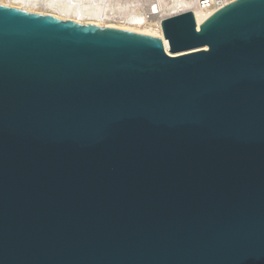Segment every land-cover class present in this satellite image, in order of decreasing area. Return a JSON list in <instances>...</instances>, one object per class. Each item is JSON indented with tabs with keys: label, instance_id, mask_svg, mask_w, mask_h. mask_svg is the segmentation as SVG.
I'll return each instance as SVG.
<instances>
[{
	"label": "water",
	"instance_id": "1",
	"mask_svg": "<svg viewBox=\"0 0 264 264\" xmlns=\"http://www.w3.org/2000/svg\"><path fill=\"white\" fill-rule=\"evenodd\" d=\"M160 26L0 4V264H264V0Z\"/></svg>",
	"mask_w": 264,
	"mask_h": 264
},
{
	"label": "bare ground",
	"instance_id": "2",
	"mask_svg": "<svg viewBox=\"0 0 264 264\" xmlns=\"http://www.w3.org/2000/svg\"><path fill=\"white\" fill-rule=\"evenodd\" d=\"M22 1L23 2H30L31 0H21V3H22ZM51 1L53 2V0H51ZM130 1H132L134 3V5H132V8L129 12H127L125 14L126 11H124L125 15L123 14L122 17H119V20L122 19L121 25H116V24L115 25L114 24L104 25V24H102L104 21H100V20H102L103 17L109 18V19L117 18V17L115 15H113V13L109 14L105 11H99V10L95 9L94 7L92 9L89 7L90 9L84 10L83 8L85 7L86 4L84 5V7L82 6L83 8L80 6L75 7V8H71L70 3L68 4V2H67V4L63 3L62 9L65 11H70L69 9H72L73 11L72 10L71 11L77 14V16L75 18H70V17L68 18L67 17L64 19L73 20L75 22L82 23L83 22L82 20H84V19H81L80 16H85V15L86 16L87 15L96 16L99 18L98 22H95L94 20L93 21H87L86 20V22H84V23L95 25V26H100V27H113V28H120V29L133 30V31H139V32H146V33L158 36V37H162V31L160 28L161 20L170 14H174V13H178V12L191 11L194 14L197 25H199L203 20H205L208 17L210 12H212L214 10V8H211L208 10L202 9L201 6L198 4L197 0H129V2ZM223 1H224V3H229L232 0H223ZM122 2H124V1H122ZM1 3L2 2H0V4ZM2 4L13 6V5H10L9 3H2ZM145 4L148 7V11L146 9L142 8V7H144ZM86 7L88 8V6H86ZM101 7L103 8V4ZM130 7H129V9H130ZM15 8L27 10L24 5L23 6H20V5L15 6ZM59 8H61V7H59ZM142 10H146L147 12L145 13V11H144V13H142ZM30 12H31V10H30ZM108 12H110V11H108ZM121 13H119V14L121 15ZM146 14H148V15H146ZM50 15L56 16L58 18L62 17V16L59 17L58 15H55V14H50ZM92 19H93V17H92ZM128 22H130V23H128ZM130 25H132V26H130ZM164 44H165V47L167 48L168 47V41L164 40Z\"/></svg>",
	"mask_w": 264,
	"mask_h": 264
},
{
	"label": "rangeland",
	"instance_id": "3",
	"mask_svg": "<svg viewBox=\"0 0 264 264\" xmlns=\"http://www.w3.org/2000/svg\"><path fill=\"white\" fill-rule=\"evenodd\" d=\"M50 1L51 0H35V1L31 0L30 2H23L22 1V3H21V0H0V2H2V3H9L10 5H13L12 7L19 6V5L20 6L24 5L25 8L28 10V12H30V10H31V12L39 13V14H55V15H58L59 17L62 16L61 17L62 19L67 18V17L68 18L69 17L70 18H75L77 16L76 13L72 12L73 11L72 9H69L70 11L63 10L62 9L63 8L62 7L63 3H65V4H67V2H68V4L70 3L71 8H75V7H79V6L80 7H82V6L84 7V5L86 4L85 7L88 6V8L87 7L86 8L82 7L84 10L85 9H90V8L92 9L94 7L95 9H97L99 11H105V12H107L109 14L113 13V15H115L117 17V18H111V19L103 17L102 20H100V21H104L102 23L104 25H108V24L121 25L122 24V19L119 20V17L123 16L124 11H126L125 14L127 12H129L131 10V8H132V5H134V3L132 1L129 2V0L128 1L127 0H111V1L110 0H53V2L52 1L50 2ZM122 1H124V2H122ZM101 3L103 4V8L101 7L102 6ZM3 5H6V4H3ZM59 7H61V8H59ZM129 7H130V9H129ZM146 7L147 6L145 4L144 7H142V8H144V9H146L148 11V7L147 8ZM146 10H142V13H144V11L146 13L147 12ZM108 11H110V12H108ZM119 13H121V15ZM146 15H148V14H146ZM80 17H81V19H84V20H82L83 21L82 23L86 22V20L87 21H93L94 20L95 22L99 21V18L96 17V16H90V15L86 16L85 15V16H80ZM92 17H93V19H92ZM95 18L96 19L98 18V19L96 20ZM64 20H67V19H64ZM128 23H130V22H128ZM130 26H132V25H130Z\"/></svg>",
	"mask_w": 264,
	"mask_h": 264
},
{
	"label": "built area",
	"instance_id": "4",
	"mask_svg": "<svg viewBox=\"0 0 264 264\" xmlns=\"http://www.w3.org/2000/svg\"><path fill=\"white\" fill-rule=\"evenodd\" d=\"M197 1H198V4L201 6V8L204 10L214 8V10L212 12H210V14L208 16H210L213 12H215L216 10H218L219 8H221L225 4H227V3H224L223 0H197ZM170 15H172V14H170ZM170 15H168V16H170ZM160 28H161V26H160Z\"/></svg>",
	"mask_w": 264,
	"mask_h": 264
}]
</instances>
